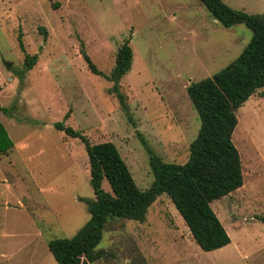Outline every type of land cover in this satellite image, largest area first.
Segmentation results:
<instances>
[{
	"label": "rangeland",
	"instance_id": "1",
	"mask_svg": "<svg viewBox=\"0 0 264 264\" xmlns=\"http://www.w3.org/2000/svg\"><path fill=\"white\" fill-rule=\"evenodd\" d=\"M221 1L264 14V0ZM251 37L244 25L215 22L199 0H0V107L12 108L0 122L13 143L0 155V264H57L48 242L72 238L89 219L80 201L94 198L85 146L55 123L68 115L64 125L91 144L112 143L147 190L154 178L142 141L163 163L184 164L200 126L187 87L228 66ZM125 41L126 111L82 56L108 76ZM25 54L38 59L20 82ZM236 118L243 186L211 204L230 244L202 252L163 194L142 223L109 219L98 246L105 256L93 264H264V96Z\"/></svg>",
	"mask_w": 264,
	"mask_h": 264
},
{
	"label": "trees",
	"instance_id": "2",
	"mask_svg": "<svg viewBox=\"0 0 264 264\" xmlns=\"http://www.w3.org/2000/svg\"><path fill=\"white\" fill-rule=\"evenodd\" d=\"M52 2L53 0H47ZM212 18L224 28L244 25L252 37L238 57L210 78L191 83L187 95L198 115L199 130L188 146L189 156L182 165L166 164L146 146L153 182L140 190L116 147L110 143L91 144L88 139L64 122L54 124V130L81 141L89 166V185L93 200L84 202L89 219L72 238L51 240L47 248L57 264H93L105 256L99 250L103 231L109 219L142 223L149 207L165 194L188 228L202 252L220 250L230 244L211 204L239 190L243 174L238 150L232 142L237 126L236 112L259 93L264 96V14H247L230 8L221 0H199ZM54 9L58 4L52 3ZM20 51L24 53L22 44ZM83 60L89 71L112 84L115 95L126 111L124 96L119 91L122 78L132 64V50L125 41L117 51L115 64L108 76L99 72L85 53ZM37 55L24 56V69L16 74L20 82L36 64ZM12 108L0 107V113L12 117ZM13 148L0 122V155ZM108 185V191L104 189ZM264 225V219H260Z\"/></svg>",
	"mask_w": 264,
	"mask_h": 264
},
{
	"label": "water",
	"instance_id": "3",
	"mask_svg": "<svg viewBox=\"0 0 264 264\" xmlns=\"http://www.w3.org/2000/svg\"><path fill=\"white\" fill-rule=\"evenodd\" d=\"M217 22V21H216ZM11 63H4L5 69L8 70L10 67Z\"/></svg>",
	"mask_w": 264,
	"mask_h": 264
},
{
	"label": "crops",
	"instance_id": "4",
	"mask_svg": "<svg viewBox=\"0 0 264 264\" xmlns=\"http://www.w3.org/2000/svg\"><path fill=\"white\" fill-rule=\"evenodd\" d=\"M216 22V21H215Z\"/></svg>",
	"mask_w": 264,
	"mask_h": 264
}]
</instances>
